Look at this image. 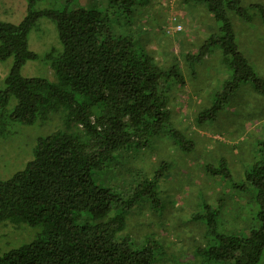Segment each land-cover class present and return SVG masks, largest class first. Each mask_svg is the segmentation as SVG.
<instances>
[{
	"label": "trees",
	"instance_id": "trees-1",
	"mask_svg": "<svg viewBox=\"0 0 264 264\" xmlns=\"http://www.w3.org/2000/svg\"><path fill=\"white\" fill-rule=\"evenodd\" d=\"M40 1L28 0L27 13L18 23L0 20V61L13 58L5 86L0 88V135L7 133L12 121L33 124L57 118L56 130L39 138L26 166L7 180L0 178V224L40 227L31 242L0 254V264H153L155 245L147 240L137 243L127 234V217L146 202L143 198L159 206L158 184L171 161L160 155L151 171L134 168V180L123 187L102 185L98 177L108 173L118 179L124 161L129 163L139 152L154 149L165 137L180 151L193 147L172 116L176 93L186 84L185 73L176 57L165 66L134 35L133 18L150 0H105V9L72 8L71 0L62 9H40ZM183 2L203 6L217 23L197 53L185 55L188 63L195 66L220 49L221 63L228 68L213 105L202 110L197 121L206 116L213 120L243 84H252L264 96V77L240 49L233 20L236 15L251 22L256 15L249 12L253 6L264 28V4ZM42 17L56 22L62 43V51L51 64L56 81L25 77L21 72L28 60L38 58L29 48L28 37ZM259 146V156L246 170L245 180L229 187L233 192L253 191L245 195L256 202L258 210L247 223V232L244 228L217 233L221 212L206 204V233L211 236L213 231L215 236L198 249L204 264H260L264 140ZM131 148L135 156L129 155ZM207 170L229 177L225 165H207Z\"/></svg>",
	"mask_w": 264,
	"mask_h": 264
},
{
	"label": "rangeland",
	"instance_id": "rangeland-1",
	"mask_svg": "<svg viewBox=\"0 0 264 264\" xmlns=\"http://www.w3.org/2000/svg\"><path fill=\"white\" fill-rule=\"evenodd\" d=\"M244 2L246 5L264 4V0ZM67 3L68 0H42L38 8L62 9ZM70 3L72 8L106 7L105 0H71ZM249 7L251 14L256 13L251 22L233 16L238 44L258 74L264 77V28L257 8ZM27 8L28 0H0V20L18 23L24 18ZM209 15L203 6H194L183 0H150L136 12L133 30L143 48L165 66L174 62L176 57L185 73L186 84L176 93L172 116L177 126L191 138L193 147L188 149L187 146V150L180 151L172 145L169 137H165L154 145V149L139 152L129 163L124 161V170L116 177L118 179H113L108 173L97 178L102 185L114 183L123 187L124 183L134 180V168L144 167L151 171L161 156L171 161L169 171L158 184L159 206L143 198L142 201L146 202L136 206L127 217L125 232L137 243L147 240L155 245L153 264H204L205 257L198 249L210 241L215 232L246 230L253 212L258 210L256 202H250L245 195H251L253 191L241 188L243 191L234 189L236 191L233 192L229 187L245 180L246 170L259 156V145L264 140V96L257 93L252 84H243L213 120L206 116L200 123L197 121L200 112L213 105L215 94L228 76L227 66L221 63L220 49L195 66L185 57L188 53H197L212 29L216 31L217 23ZM173 18H176V24L182 25L181 30L175 29ZM28 40L29 48L38 58L23 65V76L56 81L51 64L62 51L56 22L48 17L40 18L30 31ZM12 65V57L0 61V88L5 86L4 79ZM56 122L55 117L33 124L10 123L7 133L0 135L1 179L11 178L26 166L34 156L33 150L39 138L56 130ZM133 151L131 148L128 152L130 156H135ZM207 165L216 168L227 166L228 179L224 178L223 172L212 174ZM220 197L225 200L222 205ZM206 204L221 212L216 222L218 228L212 231L211 236L206 233L207 220L203 217L207 213ZM38 231L40 227L27 224L1 223L0 254L31 242ZM259 263L264 264V251Z\"/></svg>",
	"mask_w": 264,
	"mask_h": 264
},
{
	"label": "built area",
	"instance_id": "built-area-1",
	"mask_svg": "<svg viewBox=\"0 0 264 264\" xmlns=\"http://www.w3.org/2000/svg\"><path fill=\"white\" fill-rule=\"evenodd\" d=\"M173 22H175V24H176V18H173ZM175 29L176 30H181L182 29V25L180 23L176 24Z\"/></svg>",
	"mask_w": 264,
	"mask_h": 264
}]
</instances>
